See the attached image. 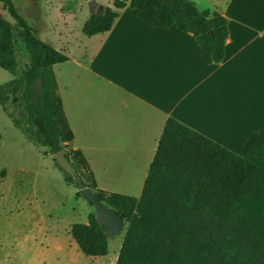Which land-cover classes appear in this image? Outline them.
<instances>
[{
	"label": "trees",
	"instance_id": "16d2710c",
	"mask_svg": "<svg viewBox=\"0 0 264 264\" xmlns=\"http://www.w3.org/2000/svg\"><path fill=\"white\" fill-rule=\"evenodd\" d=\"M0 3L17 26L0 17V69L16 76L21 46L28 56L26 70L0 86V107L43 154L63 150L79 180L56 165L67 182L91 188L99 202L127 223L114 264H264V130L253 133L242 152L234 154L169 118L140 196L97 190L85 175L86 162L68 151L73 135L51 70L67 56L37 37L12 0ZM126 6L149 27L175 26L193 35L205 63L223 61L226 18L200 11L190 0H114L111 8L89 16L82 33L108 32ZM69 233L84 256L107 255V232L95 215L73 224Z\"/></svg>",
	"mask_w": 264,
	"mask_h": 264
},
{
	"label": "crops",
	"instance_id": "0c3cea01",
	"mask_svg": "<svg viewBox=\"0 0 264 264\" xmlns=\"http://www.w3.org/2000/svg\"><path fill=\"white\" fill-rule=\"evenodd\" d=\"M190 1L227 20L218 64L203 61L193 35L149 27L126 6L108 32L88 37L81 59L51 68L68 151L97 190L138 198L169 118L234 154L264 130V0ZM89 3V16L113 4Z\"/></svg>",
	"mask_w": 264,
	"mask_h": 264
},
{
	"label": "rangeland",
	"instance_id": "374dc122",
	"mask_svg": "<svg viewBox=\"0 0 264 264\" xmlns=\"http://www.w3.org/2000/svg\"><path fill=\"white\" fill-rule=\"evenodd\" d=\"M89 1L12 0L16 11L39 32L40 40L76 59L88 53V37L81 30L89 18ZM0 17L17 28L2 3ZM18 61L16 76L0 69V86L26 70L28 56L22 46ZM10 108L15 112L12 104ZM43 153L0 107V264H114L127 223L121 233H107L106 256H84L69 232L73 224L87 222L95 212L79 189L67 182L52 155ZM85 175L91 183L87 171Z\"/></svg>",
	"mask_w": 264,
	"mask_h": 264
},
{
	"label": "water",
	"instance_id": "95a60500",
	"mask_svg": "<svg viewBox=\"0 0 264 264\" xmlns=\"http://www.w3.org/2000/svg\"><path fill=\"white\" fill-rule=\"evenodd\" d=\"M52 159L59 169H61L63 173L70 176L74 182L77 183L79 181L73 172L71 165L67 161L63 150L53 154ZM79 193L91 204L95 212L97 222L104 227L107 233L119 234L123 231L124 220L118 216L113 209L106 207L99 202L91 188H81L79 189Z\"/></svg>",
	"mask_w": 264,
	"mask_h": 264
}]
</instances>
